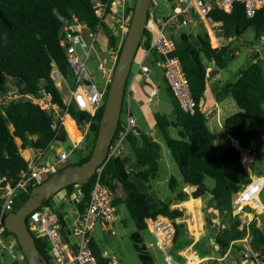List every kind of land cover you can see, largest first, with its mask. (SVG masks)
Listing matches in <instances>:
<instances>
[{"label":"trees","instance_id":"1","mask_svg":"<svg viewBox=\"0 0 264 264\" xmlns=\"http://www.w3.org/2000/svg\"><path fill=\"white\" fill-rule=\"evenodd\" d=\"M93 1L0 0V94L9 86H13L24 94L36 95L39 87H43L51 95L57 108L63 111L65 107L62 95L50 78V73L56 67L64 78L72 80L73 74L67 62L65 47L61 42L73 25L83 24L91 32H97L99 19L92 8ZM132 12L131 6L128 10L129 17ZM208 17L218 28L219 34L224 39V45L212 48L205 29L198 30L196 26L195 30L191 26L186 27L194 33H188L185 28L177 31L178 36H172L176 46L173 54L181 61L188 78L196 102L195 113L193 115L184 113L168 88L172 104L171 112L169 114L155 112L153 115L155 128L161 133L179 174L178 177L171 176L167 183L172 197L161 200L159 207L153 209L147 194L135 183V181L151 183L159 174L162 146L148 132L134 128L127 137L126 145L135 163L141 167L140 171H129L121 157H117L110 159L100 173L102 185L114 193L117 189L123 191V198L115 197L114 205L117 209L120 205L125 207L138 231L133 233L130 239L140 264H158L148 252L139 234L140 231L149 229L148 221H156L158 217L172 221L174 235L169 254L178 261L184 262L178 252L193 244V241L186 234V225L174 222L182 218L184 213L177 208H171V202L172 200L184 202L191 198L205 200L208 208L214 209V213L220 218V223L216 225L209 215L204 213L208 234L193 244L194 250L201 259L212 258L206 260L205 264H219L218 259L225 258L231 252L239 253V259H244L247 251L243 249V241L247 237L250 238L248 243L250 260L255 264L257 262L264 264V230L259 226L257 219L242 223L240 213H235L232 208L233 194L240 192L251 183V177L242 163L239 147L246 153L253 154L258 147L256 138L264 145V56L262 59H256L258 58L256 53H249L252 60L240 71L236 79L227 82L222 90L214 92L217 100L230 97L235 102L237 112L224 120L222 128L227 137L238 139L240 144L228 146L224 153L216 154L208 117L201 107L209 81L213 78L212 71L216 68L219 71L224 70L227 63L234 58L231 54L232 46L227 41L241 37L248 28H252L255 41L259 42L264 37V11L258 10L256 15L249 19L242 4L235 3L230 13L214 7ZM100 29L105 32L109 54L116 52L119 56L122 44L119 45L115 30L104 22L100 24ZM149 43V34L145 31L139 49L142 45L148 46ZM254 46L251 47L255 48ZM109 85L110 83L104 94V102ZM103 108L104 105L93 117L77 110L74 106L68 108V116L72 121L67 117V122H74L77 125L89 123V136L93 140L86 154L80 156L73 164H82L90 157ZM51 124V116L29 100L0 106V213L3 191L9 185L14 186L20 171L27 167L20 149L27 146L47 149L55 139L63 143L67 141L66 132L62 129H53ZM172 129L177 130L176 137L171 136ZM17 139L21 141L20 147ZM69 165L72 163L65 162L55 172ZM95 178L94 175L88 183L70 185L64 190L71 195L78 187L84 203L88 200ZM208 178L214 182L212 187L206 185ZM188 187L194 190L188 193L186 191ZM32 188H28L27 196ZM52 200L53 197L44 205L50 206ZM21 204H17L16 208L13 207L12 211L17 210ZM187 204L192 208V202ZM12 211L7 212L4 218ZM244 212L253 214V209L245 207ZM57 214L61 223V232L64 234L68 231L66 223L63 216ZM156 225L158 224H152L153 227ZM4 235L13 238L20 256L19 259L12 260L8 264H27L15 236L7 230L4 231ZM35 242L40 253L50 264V248L46 239L36 238ZM208 244L211 245V249L207 247ZM92 250L98 261L103 263V255L94 243Z\"/></svg>","mask_w":264,"mask_h":264},{"label":"built area","instance_id":"2","mask_svg":"<svg viewBox=\"0 0 264 264\" xmlns=\"http://www.w3.org/2000/svg\"><path fill=\"white\" fill-rule=\"evenodd\" d=\"M170 13L166 16H155L150 14L146 23L145 31L148 32L150 43L148 46L142 45L138 50L141 55L139 61V72L146 75L150 73L148 62L153 61L154 56L159 57V64L163 70L164 80L167 87L172 92L180 109L189 115H193L196 109V102L192 96L190 84L183 70L181 61L174 55L176 49L172 36L175 32L186 27L202 26L209 36L210 42L216 43L215 48L224 45V39L219 34L218 28L213 20L208 17L212 8H217L226 13H230L235 3L242 4L246 17L253 18L258 10L264 11V0H167ZM135 0H94L92 8L99 19L97 32H91L84 26L85 31L90 32V41L87 43L82 34L76 29V25L69 28L62 45L65 47L68 65L72 71V82L64 78L59 70L54 67L50 73V78L61 90V86L66 89V96L63 99L65 109L59 110L52 101L51 95L43 87H39L36 95L24 94L17 88L9 86L0 94V106H7L9 103L29 100L42 110L46 111L52 119L53 129H65V120L68 117V108L74 106L77 110L88 113L93 117L96 112L104 105V94L107 85L111 82L113 71L118 59V53H110L106 58H98L97 69L101 72L103 81L102 86H98L95 78L88 72L87 62L92 57L97 34L102 22L115 18L122 25H125L128 17V10L134 7ZM131 18V17H130ZM130 19L126 24L129 26ZM80 47L83 54L80 55L77 47ZM212 46V45H211ZM212 48H214L212 46ZM264 49V37L257 43L255 48L248 49V53H256L258 58L263 55L258 53ZM157 89H151L149 100L157 94ZM126 95V94H125ZM89 123L81 125L75 124L76 130L80 133V139L73 141L68 149H55L56 154L53 158L44 159L45 151L48 149H37L32 159L27 162V167L19 173L18 180L14 186H7L2 194L3 203L0 213V264L5 263L7 257L12 261L19 259L16 243L11 236H5L4 215L13 210L14 200L18 191L26 192L29 187H35L43 183L46 178L67 162L71 153L86 150L85 138L89 136ZM136 126L134 117L130 110V97L124 96L121 116L118 129L109 147L107 157L103 164L97 169L95 180L89 193L88 200L83 203L80 216L76 224L68 228L64 234L61 232V223L58 214L50 207L42 205L27 217V227L32 236L46 239L50 248L52 264H121L115 256H106L104 262L100 263L92 250L93 234L96 225L102 224L108 234L113 235L111 224L118 219L117 208L114 205L115 197H122L123 191L118 189L116 193L100 182V173L105 164L112 158L121 157L127 142L129 133ZM70 139V138H69ZM63 142L55 139L50 146L59 145ZM49 146V147H50ZM251 183L243 190L233 194L232 208L244 212L246 206L255 205L264 214V204L259 203L258 196L263 189L264 179L250 175ZM254 208V210H255ZM246 213V212H244ZM172 233L174 232L171 224ZM169 231V232H170ZM156 233V231H154ZM157 234V233H156ZM159 241L158 235L156 236ZM166 239V238H165ZM173 236L167 238L168 245L160 248L163 255V263L176 264L173 257L169 254L172 246ZM250 238H246L243 243L248 244ZM248 250V248H246ZM255 255V254H252ZM259 264H262L261 262Z\"/></svg>","mask_w":264,"mask_h":264},{"label":"rangeland","instance_id":"3","mask_svg":"<svg viewBox=\"0 0 264 264\" xmlns=\"http://www.w3.org/2000/svg\"><path fill=\"white\" fill-rule=\"evenodd\" d=\"M169 13H170V7L168 6L167 0H152L150 14H154L155 16L166 17ZM112 20L116 21L115 18H113ZM84 26L85 25L80 24L79 27L80 29H82ZM196 28H198V30L204 31V28L202 26H199ZM185 30L188 33H191V32L194 33V31H191L189 28H186ZM178 35H179L178 32H175L173 36L176 37ZM82 36H83V39L87 43L90 41L91 35L89 36V34H85V35L83 34ZM104 41H105L104 35L101 32L98 33L97 38H96V43L94 46V52L92 54V57L87 62L88 72L95 78V81L98 84V86H102L103 81L101 78V72L97 69V63L95 59L98 58L99 55L103 58L108 57L109 51H110V50L108 51V47L106 45L104 46L105 44ZM210 43L215 48L216 43H214L213 41H211ZM255 43H256L255 34L252 28H248L241 37L235 38L233 39V41H228V44L232 46L231 54L233 55L234 58H232L227 63V67L224 70L219 71L218 68H216V70H213L215 73L219 72L221 79L219 81H215V80L212 81V83L210 84L211 89L218 88V90L220 91L222 90V88L225 86L227 82H232L236 79V76L240 73V71L243 70L252 60V56L248 53V49L252 48L251 46L255 45ZM77 51L80 55L83 54V51L79 46L77 47ZM258 53L264 56L263 49H261V52H258ZM136 64L137 62L134 61L131 67V72L136 67ZM148 64H149L150 70L151 68H154L153 63L148 62ZM70 82H72V80H70ZM210 88L207 89L204 95V100L201 104V107L204 113H206L211 108V106L214 104V98H213V94ZM60 93L62 95V98L66 96V89L64 86H61ZM229 99L232 100V98H229ZM234 105H235V102H234ZM149 109L151 112L146 111L145 113L148 115H151V117L149 116L151 122L153 121L152 114H154L155 112L164 113V114H169L171 112L172 104L170 102L169 97L165 94L163 90L160 95L152 99L151 103L149 104ZM214 115L215 116L212 117V121H210L211 118L208 120L209 122H211L210 124H208V126L213 134L215 153L222 154L225 152V148H226L225 146L227 142L225 141L226 139L225 134L222 131V128L220 125L221 122L219 123V120H218L219 118H218L217 113H215ZM145 124L146 123L144 122L143 127H145ZM66 129H67L69 136L71 137L73 141H77L80 139V134L75 130L73 123H67ZM170 134L172 137H176L177 130L172 129ZM153 135L156 138H158L157 140L163 144V151L161 152L160 174L154 181L151 182V185L153 186V189L156 190L155 193L160 197V199L161 198L164 199V198H167V196L171 195L168 189V185L164 184V180L167 177H169L171 174H174L173 176L175 177H178L179 174L174 164L173 158L163 142L161 133L155 128L153 131ZM231 139L233 142L231 144H236V145L240 144L239 140L235 138H231ZM18 143L21 144L19 140H18ZM71 143L72 142L70 140H67L66 142L62 143L61 146L63 147V149H68V146L71 145ZM256 143L258 147L256 148L255 152L251 154L253 155V165L252 164L249 165L251 159H249L250 160L249 161L248 158H251V157H248V155H246L248 153H246L243 149L242 151L245 153V155L244 154L241 155L242 163L247 169V173L249 175H253L256 177H262L264 179V145L259 143L258 138H256ZM85 153L86 152L82 154L85 155ZM49 154L52 155L54 153L50 151ZM77 156L79 157L78 152L71 153V155L68 158L69 164L76 163L75 160ZM213 184H214L213 180L209 178L206 180L207 187H212ZM190 190H192V188L188 187L187 191H190ZM27 197L28 196L26 192L18 191L16 193V198L14 200V207L16 208L17 204L23 203L27 199ZM259 197H260L259 198L260 201L264 204V186H263L262 191L260 192ZM194 205H197L198 207L199 206L202 207L203 216L201 214L200 209H198L199 214H194L195 211L191 208L188 209V211L192 214H190L189 217L187 216L189 220L186 218L187 221L184 224L186 225V234L192 241H194V238L196 237L199 238L201 235V232L204 233V235L208 234V229L204 221V213L209 215V217L214 222V224L218 225L220 223V218L217 216L216 213H214V209L208 208L205 200L203 199L198 200L196 204ZM68 207L69 205L64 204L63 206L64 209L62 211L68 212ZM246 207H250L251 209H254L255 205L251 204V206H246ZM55 208L57 212L58 210H60L59 206H55ZM234 212L240 213V218L242 220V223L244 224L249 223L253 219H257L259 226L261 227L262 230H264V214L261 213V209L259 207L255 208V214H246L247 212L246 213L240 212V210L238 212L237 210H234ZM69 214L70 212H68L67 216L66 214L63 216L65 217L66 224L69 225L70 227L73 221L72 219L74 215L71 216ZM117 215H118V219L111 224L114 234L113 235L106 234L107 231L102 232L101 230L98 229L95 235L93 234L94 235L93 243L96 245V248L99 251L105 252L111 256H115L120 261L121 264H140L137 253L130 239V236L133 233L138 232L135 228L134 222L131 219L129 213H127L123 205L118 206ZM148 223H150V226L156 223L158 225L154 227L152 226L153 232L147 229V230L140 231L139 234L143 238V243L146 245L148 252L151 254V256L154 257V259L157 260L158 264H161L163 263V257H162V252H161L159 241L161 240L162 242H164L162 243V246L166 247V245H168V243L170 242L167 240V238L170 239V237L174 235V232L172 233V231H170L171 224H170V220H168L167 218H164V220L161 218H157L156 221H152V222L148 221ZM97 225H99V223ZM164 226L167 227V229L170 232L168 230H165L166 228L162 229L164 228ZM154 231H156L157 234L156 233L154 234ZM157 235L159 237V241L157 240V237H156ZM208 245L209 246L207 247L211 249L210 244ZM246 248H248V244H244L243 249H246ZM246 251H247V254L244 259H241L242 261L239 259L240 258L239 253L231 252L225 258L218 259V262L219 264H255L250 260L248 256V254H250L249 251L248 250ZM186 255L188 257L194 256L193 257L194 261L192 262V260H188L187 257L185 256L186 261H184L183 264H205L206 260L212 259V258H208L202 261L200 257L199 258L196 257L198 254L196 255V253L195 254L192 253L191 250ZM10 261L11 260L7 257V260L5 261V263L8 264ZM188 261H190V263H188ZM257 263L259 264L260 262H257ZM50 264H52V261H50Z\"/></svg>","mask_w":264,"mask_h":264},{"label":"water","instance_id":"4","mask_svg":"<svg viewBox=\"0 0 264 264\" xmlns=\"http://www.w3.org/2000/svg\"><path fill=\"white\" fill-rule=\"evenodd\" d=\"M151 3L152 0H135L90 157L82 164H72L55 172L43 183L33 187L20 207L8 213L4 218L5 228L15 236L27 264H49L48 260L40 253L35 238L28 230V215L66 187L88 183L107 157L109 147L118 129L127 81L145 33Z\"/></svg>","mask_w":264,"mask_h":264},{"label":"crops","instance_id":"5","mask_svg":"<svg viewBox=\"0 0 264 264\" xmlns=\"http://www.w3.org/2000/svg\"><path fill=\"white\" fill-rule=\"evenodd\" d=\"M130 17L128 15L127 17V20L129 21ZM128 21H126L125 23L127 24ZM122 25L118 20L114 21V20H109L107 21L106 25H108L109 27H111L112 29L115 30V34L119 40V45H121L124 41V38H125V35H126V28H127V25ZM80 24H77L76 25V29L78 30V32H80V34H89L90 36V32L88 31H85L84 27L82 29H80ZM195 27H193V30ZM102 33L104 35V46L106 45L107 46V38L105 36V32L102 31V29L99 30L98 33ZM228 42V41H227ZM258 42L255 43V46L257 45ZM108 47V46H107ZM155 57V56H154ZM98 58H102L100 55L98 56ZM98 58H96L98 60ZM95 59V61H96ZM141 60V55L138 54V56L135 57V61L137 62L136 64V67L133 69V71L131 72V75L129 76L128 78V81H127V85H126V90H125V94L129 95L130 97V110H131V115L134 117L135 119V122H136V129H139V130H142V131H145V132H148L151 134V136L157 140L158 138H156L154 135H153V131L155 129V123H154V118H153V121L151 122L150 121V117L151 115H148L146 114L145 112H151L150 109H149V104L151 103L152 99L153 98H156L158 95H160L162 93V90L165 92V94L169 97L170 99V102H171V97H170V94H169V91H168V87L164 81V78H163V71H162V68L159 64V61H158V57H155V60L152 61V63L154 64V68H151L150 70V73L146 75L142 74L139 72V61ZM212 75H213V78L209 81V84H208V88H210V84L212 83V81H219L221 79V76L218 73H215L214 71L212 72ZM153 88H156L158 91H157V94L151 98L149 100V93L151 91V89ZM207 88V89H208ZM211 89V88H210ZM207 91V90H206ZM218 91V88L216 89H211V92L213 94V98H214V104L211 106V108L205 113V115L208 117V120L210 119V121H212V117L215 116L214 114L217 113L218 115V120H219V123L221 122V128L223 127V123H224V120L229 117L230 115L234 114L235 112H237V106L235 107L234 105V101H232L231 99H229L230 97H227V98H224V99H220V100H217L216 97H215V93ZM206 93V92H205ZM125 95V96H126ZM144 113H143V112ZM154 114H152L153 116ZM150 116V117H149ZM69 118V116H68ZM138 119V120H137ZM70 121H72L70 118H69ZM146 123L145 124V127H143V123ZM68 122H66V125H67ZM139 123V124H138ZM211 122L208 121V124H210ZM74 128L76 130V127H75V124L74 123ZM65 129H66V126H65ZM67 131V129H66ZM77 131V130H76ZM222 131H223V128H222ZM68 133V132H67ZM81 137V136H80ZM70 138V139H69ZM69 138L67 140H70L72 142V139L71 137L69 136ZM225 141L227 142L226 144V148L228 146H231V145H236V144H231L233 143L232 142V139L231 137H227L225 135ZM238 140V139H237ZM20 141V140H19ZM92 137L91 136H87L85 138V145H86V150L85 152H87V148L88 146H90L92 144ZM158 141V140H157ZM21 142V141H20ZM161 146H162V150L161 152L163 151V144L158 141ZM17 144L18 146L20 147L21 144L18 143V139H17ZM70 146V145H69ZM59 148L63 149V147L61 146V144L59 145H53V146H50L48 147V149L45 151V154H44V159L46 160H49L51 158H53L56 154V150H58ZM225 148V149H226ZM240 149V152H241V155L245 153L242 151V148L239 147ZM37 149H34V148H31V147H25L24 149H20V152H21V155L22 157L26 160V161H29L30 159H32L35 155V152H36ZM52 151V155L49 154V152ZM54 151V152H53ZM86 154V153H85ZM78 155L79 157L77 156L76 157V160L75 162L78 161V159L80 158V156H82V152H78ZM248 155V157H251V158H248L251 159L250 161V164L249 165H253V155L251 154H246ZM47 158H46V157ZM242 159V157H241ZM121 160L122 162L125 164V166L128 168L129 171H134V172H138L141 170V167H139L136 163H135V159L133 158V156L131 155L129 149H128V146L126 145L125 146V149H124V152L121 156ZM69 160H67L68 162ZM160 163H161V160L159 162V174H160V169H161V166H160ZM250 170V169H249ZM247 171V169H246ZM252 173V172H251ZM158 174V175H159ZM174 174H171L169 177H167L165 180H164V184L167 185L168 183V180L171 176H173ZM136 185L138 186V188L143 191L144 193L147 194L148 196V201H149V204L151 205V207L153 209H156L159 207L160 205V201L161 200H167V199H170L172 197V195H169L167 196V198H161L155 193L156 190L153 189V186L151 185V183H143L141 181H135ZM192 188V187H191ZM188 188H186V191H187ZM194 189L192 188V190L190 191H187L188 193H191ZM123 198V196H122ZM260 197L258 196V201L259 203L263 204L260 199ZM198 200H201V199H189L187 201H184V202H178V201H175V200H172L171 202V208H177L179 210H182L184 215H183V218L182 219H177L175 220L174 222L175 223H185L189 217L190 213L188 211L189 207L187 205L188 202H192L193 203V206L191 209H193L195 211L194 214H199V211L198 209L201 210V214L203 216V211H202V207L201 206H197V205H194L196 204V202ZM64 204H67L69 205L68 207V212H70L69 215L73 216V221L71 223V226H73L74 224L77 223L78 221V218L80 216V211L82 210L83 208V203H82V195L80 193V190L78 187H76L72 194L71 195H68L67 192L64 190V191H61L59 193H57V195H55L53 197V200L51 201V205L50 207L56 212V213H59L61 214L62 216L66 214H68V212H64L62 211L64 208ZM63 205V206H62ZM55 206H59V209L58 212L55 210ZM248 214V213H246ZM253 214H255V210L253 209ZM188 216V217H187ZM64 218V221H65V217L63 216ZM158 218H161L164 220L163 217H158ZM187 218V219H186ZM189 220V219H188ZM152 222V221H151ZM160 222V221H159ZM66 223V222H65ZM170 224H172V221H170ZM67 229L70 228L69 225H67ZM148 227H149V230L152 231V226H150V223H148ZM166 228V229H165ZM101 230L102 232H106L105 229H104V226L102 224H99V225H96V228H95V232H94V235L96 233L97 230ZM160 229V228H159ZM162 229H165V230H168L167 227L164 226V228ZM158 231V230H157ZM169 231V230H168ZM167 231V232H168ZM153 232V231H152ZM204 232V231H203ZM106 234H108V232H106ZM155 234V233H154ZM93 235V236H94ZM207 235H204V233L201 232V235L200 237H196L194 238V243H196L197 241H199L200 239L202 238H205ZM193 243V244H194ZM193 244H191L190 246L184 248L183 250H181L180 252H178V255L181 256V258H183L184 261L185 258L187 257L188 260H192V262L194 261V256L192 257H188L186 254L191 250L192 253H196L194 250H193ZM209 246V245H208ZM210 248H211V245H210ZM99 251V250H98ZM101 252V251H99ZM103 257H106V256H109V254L105 253V252H101ZM193 255V254H191ZM197 255V253H196ZM186 256V257H185ZM163 257V255H162ZM197 258H199V256L197 255L196 256ZM211 258V257H210ZM208 259V258H206ZM202 261L205 260V259H201ZM173 261L176 263V264H183L184 262H180L178 261L177 259L173 258ZM187 263V262H186ZM188 263H190V261H188Z\"/></svg>","mask_w":264,"mask_h":264},{"label":"bare ground","instance_id":"6","mask_svg":"<svg viewBox=\"0 0 264 264\" xmlns=\"http://www.w3.org/2000/svg\"><path fill=\"white\" fill-rule=\"evenodd\" d=\"M214 42V41H213ZM66 122H67V118H66V120H65V126H66ZM80 134V133H79Z\"/></svg>","mask_w":264,"mask_h":264}]
</instances>
